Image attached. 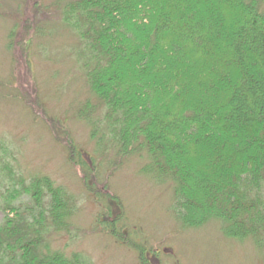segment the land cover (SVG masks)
I'll use <instances>...</instances> for the list:
<instances>
[{"label": "trees", "instance_id": "1", "mask_svg": "<svg viewBox=\"0 0 264 264\" xmlns=\"http://www.w3.org/2000/svg\"><path fill=\"white\" fill-rule=\"evenodd\" d=\"M57 6L87 91L74 115L96 153L168 180L184 225L218 219L226 235L264 242V0ZM1 171L0 264H83L49 245L68 231L74 198L47 177Z\"/></svg>", "mask_w": 264, "mask_h": 264}, {"label": "rangeland", "instance_id": "2", "mask_svg": "<svg viewBox=\"0 0 264 264\" xmlns=\"http://www.w3.org/2000/svg\"><path fill=\"white\" fill-rule=\"evenodd\" d=\"M58 13L57 0H0V191L1 170L62 187L77 208L49 245L83 264H264V242L226 235L222 220L175 218L172 184L140 160L109 166L96 153L74 115L87 97L82 59Z\"/></svg>", "mask_w": 264, "mask_h": 264}]
</instances>
